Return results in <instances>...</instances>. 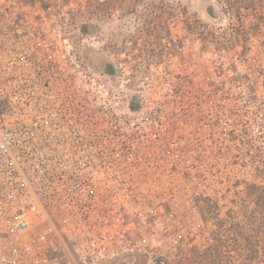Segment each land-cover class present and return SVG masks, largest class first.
I'll list each match as a JSON object with an SVG mask.
<instances>
[{"label": "built area", "instance_id": "obj_1", "mask_svg": "<svg viewBox=\"0 0 264 264\" xmlns=\"http://www.w3.org/2000/svg\"><path fill=\"white\" fill-rule=\"evenodd\" d=\"M80 68L53 7L0 0V264H105L173 233L126 204L155 202L184 122L128 81Z\"/></svg>", "mask_w": 264, "mask_h": 264}, {"label": "rangeland", "instance_id": "obj_2", "mask_svg": "<svg viewBox=\"0 0 264 264\" xmlns=\"http://www.w3.org/2000/svg\"><path fill=\"white\" fill-rule=\"evenodd\" d=\"M49 1L82 67L76 70H103L100 59L110 62L113 84L128 81L152 108L158 103L174 110L186 126L170 138L163 163L175 167L155 190V202L126 204L143 221L156 212V230L173 233L145 236L156 248L125 249L105 264H154L162 255L167 264H200L199 254L219 240L227 247L223 264H249L252 247L260 252L257 264H264V179L258 172H264V25L256 20L264 5L144 0L129 9L116 4L107 17V6L92 15L87 0ZM191 16L214 34L213 45L206 48L203 36L188 32L198 30ZM158 144L167 145L164 138ZM206 204L210 211L201 218L197 208L205 211ZM180 236L186 239L177 244ZM170 243L180 246L177 254Z\"/></svg>", "mask_w": 264, "mask_h": 264}, {"label": "trees", "instance_id": "obj_3", "mask_svg": "<svg viewBox=\"0 0 264 264\" xmlns=\"http://www.w3.org/2000/svg\"><path fill=\"white\" fill-rule=\"evenodd\" d=\"M27 1H29V2L39 1L45 7H48V5H50L49 0H27ZM142 2H144V0H120V1H118V0H105L103 3H100L99 0H87V7L89 8L91 14L94 15V14H97L98 11L101 14L102 11L99 10V7L105 5V6H107L105 15L107 17H110L111 13L114 11V8L116 7L115 6L116 4L120 5V7L125 6L127 9H129V8L133 7V5L135 6V5L142 4ZM225 2L227 3L226 5H229V6L231 4H237V5H243L244 4L245 8H248L250 5H251V7H256V4L264 5L262 0H253L252 2H251V0H225ZM261 7L264 8V6H261ZM225 14H228V12H225ZM184 15L189 17L186 12ZM212 16H213V14H212ZM191 18L194 20V22L192 24L195 26V29L198 28V30L191 31V32L188 30V32L190 34H193V35L203 36L202 37L203 46H206V48L209 47L210 45H213L215 43L214 34L211 31L207 30L206 26L202 25L201 22H199L195 16H191ZM213 18H214V16H213ZM187 19H189V18H187ZM256 20L259 23V26L264 25V14L258 16L256 18ZM85 33H86L85 28H81V35H85ZM87 52H90V51L87 50ZM85 61H87L86 58H85ZM100 61H101L100 64L103 65L104 69L98 70V69H95L93 66H91L93 68V70H95L98 73L105 74L109 77H114L116 75V73L113 71V68H112V65L110 64V62H108L102 58L100 59ZM137 107H138L137 97L131 98L130 109L132 111H135L137 109ZM259 170L260 169H258V172L260 173V176L262 177L261 179H264V172H262L261 170H260L261 171L260 172ZM263 201H264V197H263ZM202 202L204 204V203L209 202V201L207 199H203ZM206 208L207 209L204 211L203 207L201 206L200 212L202 215H203V213L210 211L209 206L207 204H206ZM252 236H254V235H252ZM252 236L250 234L248 239L246 236V240L248 242H250V240L252 239ZM226 249H227V247L221 243V240H219V241H217V244L213 248H211V249L206 248L205 250H203V252H201L199 254V256L197 258L200 259V261H199L200 264H223V262L220 260L223 257V255L226 253L225 252ZM259 253L260 252L258 251V248L252 247L249 250L248 263L249 264L259 263L258 262L259 261L258 260ZM211 259L218 260V261L212 262ZM155 264H158V262H156Z\"/></svg>", "mask_w": 264, "mask_h": 264}, {"label": "water", "instance_id": "obj_4", "mask_svg": "<svg viewBox=\"0 0 264 264\" xmlns=\"http://www.w3.org/2000/svg\"><path fill=\"white\" fill-rule=\"evenodd\" d=\"M213 10H214V8H213Z\"/></svg>", "mask_w": 264, "mask_h": 264}]
</instances>
